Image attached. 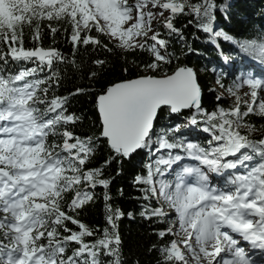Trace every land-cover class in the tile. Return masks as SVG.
I'll list each match as a JSON object with an SVG mask.
<instances>
[{
  "label": "snow or ice",
  "instance_id": "6c2138e0",
  "mask_svg": "<svg viewBox=\"0 0 264 264\" xmlns=\"http://www.w3.org/2000/svg\"><path fill=\"white\" fill-rule=\"evenodd\" d=\"M216 10L215 0H0V45L6 49L0 51V264H124L117 225L124 213L107 203L112 199L107 192L106 227L93 229L77 218L79 210L94 201L91 190L108 189L111 183L102 168L89 167L100 138L112 153L105 165L142 149L157 157L134 183L144 186L146 200L160 205L142 216L149 220L175 216L172 226L158 232L162 241L182 237L159 249L164 264H251L241 240L264 250V137L251 139L249 134L257 129L246 122L252 115L264 118V79L236 83L228 89L235 97L234 106L211 112L202 108V90L191 67L114 83L97 96L101 130L94 139L67 127L80 121L68 112L69 97L50 95V88L61 84L58 65L66 62L64 55L57 48L24 46L25 27L39 43L44 21L53 36L61 29L52 22L63 21L69 25L74 49L112 51V43L125 52L147 51L152 59L145 67L159 72L171 61L168 41L155 23L179 35L175 19L190 15L189 24L195 21L213 38L236 42L212 27ZM239 47L264 64V38L244 40ZM9 61L36 66L6 74L4 65ZM93 63L103 67L106 61ZM45 70L46 79H28ZM243 85L249 88L244 96L250 99L237 94ZM82 92L76 89L70 95ZM164 108L170 114L194 110L192 125L202 117L208 147L167 132L157 136L155 122ZM57 135L60 142L50 143L49 138ZM165 150L166 157L157 156ZM254 157L259 160L250 166ZM186 158L197 164L183 163ZM241 166L248 171L235 175L230 189L209 183L207 172L223 174ZM166 175L173 179H157Z\"/></svg>",
  "mask_w": 264,
  "mask_h": 264
},
{
  "label": "trees",
  "instance_id": "16d2710c",
  "mask_svg": "<svg viewBox=\"0 0 264 264\" xmlns=\"http://www.w3.org/2000/svg\"><path fill=\"white\" fill-rule=\"evenodd\" d=\"M196 2L198 0H192L190 3ZM215 3L218 10L214 13L215 20L212 27L216 31H223L231 35L236 42L213 38L211 34L203 32L195 21L189 24V20H192L190 15H180L175 19V27L181 30L179 35L169 34L166 28L159 31L161 37L168 41L166 54L171 61L169 64L162 65L160 72L169 74L183 65L192 69L197 68V81L202 90V108L207 111L210 109L214 111L216 107L220 106L227 108L221 93L215 89L214 82L218 84V89L227 91L232 88L235 76L244 70L261 76L257 68L240 66V57L250 60H254V58L240 49L239 42L264 38V0H215ZM47 24V21L43 22L39 43L32 40V30L25 27L24 46L25 48L37 46L57 48L64 55L66 62L58 65L61 84L59 87L50 88V95L69 97L68 112L80 117V121L75 126L69 125L67 127L81 137L91 136L96 139L100 136L101 130L96 110L97 96L102 94L109 85L143 76L144 69H147L145 65L152 59L151 54L147 51L125 52L112 43H109L112 51L103 48L94 50L91 46L87 48L82 46L76 50L69 40L70 29L68 24L63 21L52 22L53 27L61 29L55 36L49 32L46 27ZM92 34L98 35L95 32ZM101 38L105 40V43H108L106 38ZM5 50L4 46L0 45V51ZM97 59L106 61L105 65L103 67L95 65L93 61ZM225 59L234 61L237 67L236 72L226 75L222 72V61ZM35 66L31 62L11 61L8 65H4L6 74H15L19 70ZM215 68L218 70L216 75L212 73ZM91 72H97L98 75L90 77ZM47 76V70L38 71L34 77L28 79L43 80ZM45 86L41 85V87ZM76 89H83L84 92L79 95H70ZM218 96L221 97L220 100H217ZM192 111L183 110L179 114H170L168 109L164 108L158 114L155 124L156 135H163L167 132L170 137L174 136L180 139V136L184 134L183 131L169 132V130L176 127L177 124H181L178 122L179 120H189ZM246 122L256 129L264 131V118L252 115L250 118H246ZM197 126L194 127L195 130H197ZM58 131L60 130L58 129ZM198 137L195 135L194 139H197L201 146H208L207 142L203 143ZM49 142L59 143V135L50 137ZM106 143L102 138L97 140V150L89 167L102 168L104 178L109 179L111 183L108 189L98 186L91 190L95 199L79 210L77 218L93 229L99 227L102 230L106 227L104 194L107 192L112 198L107 203L124 213L117 221L124 264H164V258L159 249L176 237L168 236L162 241L158 232L172 226L175 222V216L170 213L169 217L151 220L142 216L143 211L148 210L150 212L153 207L160 205L152 199L146 200L144 198L146 193L142 191L144 186L134 183V178L137 175L145 174L146 166L153 163L157 157H154L148 149H142L133 154L131 158L113 159L110 164L105 165V160L112 158V153ZM181 154L183 155V153ZM159 155L166 157V150L157 154V156ZM183 163H187L186 160ZM249 164L251 166V162ZM157 179L171 180L173 177L166 175L165 177H157ZM165 211L170 212L167 207H165ZM68 226L73 230H78L75 225L69 224ZM72 247L75 246L70 245V248Z\"/></svg>",
  "mask_w": 264,
  "mask_h": 264
},
{
  "label": "rangeland",
  "instance_id": "374dc122",
  "mask_svg": "<svg viewBox=\"0 0 264 264\" xmlns=\"http://www.w3.org/2000/svg\"><path fill=\"white\" fill-rule=\"evenodd\" d=\"M192 0H190L191 2ZM167 15V13H166ZM155 29L157 31H160L162 29H164L160 23H155ZM233 62V63H232ZM240 66L241 67H244L243 65L247 66V68L249 67H252L254 69H258L259 72L261 73V76L254 74V73H251L250 71H247V70H244V72H241L239 75H236L234 78V81H233V86L232 88L234 87V85L236 83H240L243 79H247V78H258V79H264L262 78V76L264 75V64L260 63L258 60L256 59H246V58H241L240 57ZM237 67H236V64H234V61L231 59V60H223L222 61V66H221V70L222 72H224V74L226 75L227 73H231V72H236L237 70ZM195 72L197 70V68H194L193 69ZM218 70L217 68H215V70L213 69L212 70V73L213 74H217ZM171 73V72H170ZM169 73V74H170ZM164 75L165 73L163 72H150L148 69H144L143 71V76L144 75ZM263 74V75H262ZM218 82V81H217ZM214 86H215V89L221 93L222 97H223V101H224V104H226L227 108L225 109H228V108H231L234 106L235 104V97L232 96L228 90L227 91H222L221 89H218V84L217 83H213ZM249 88L246 86V85H243L239 90H238V95H240L243 99H250V97H247V96H244L245 93L249 92ZM262 97H264V93L261 94ZM222 107V106H220ZM218 107L215 108V110H217ZM243 108V106H242ZM204 109V108H203ZM205 110V109H204ZM207 111V110H205ZM207 112H211V109L208 110ZM194 113V110L192 111V113L190 114V117L193 115ZM198 120L200 121V123H198L197 125V130L194 129V127L196 125H192L190 124V119L189 120H179L178 122H181V124H177L176 127L172 128V129H176L178 128V132L183 131L182 133H184L182 136H180V139H184L186 141H190V142H194V143H198V140L197 139H194V136H199L198 139L199 140H202L203 143L207 142L208 139H209V134L208 133H205L204 131H202L203 127L205 126V124L203 123V119L202 117H197ZM242 133L244 134H249L248 133V130L247 128H242L241 129ZM250 135V138L253 139V140H258L262 137H264V131L262 130H258L255 131V132H252L249 134ZM200 144V143H198ZM208 147V146H206ZM228 159H235L234 157H228ZM187 163L185 164H188V165H194V164H197V162L195 161H192L191 159H188L186 158L185 159ZM259 160V157H254V160L251 162V165L255 164L256 161ZM205 171H207L205 169ZM248 171V169L244 168L243 166L241 167H238L237 169L235 170H227L225 171L223 174H217V173H213V172H207V175L209 176V183L212 185V186H215L217 188H220V189H230L232 186L231 184L229 183V181L235 176V175H239V174H246V172ZM222 178V179H221ZM222 183V184H221ZM177 231H179L178 227H177ZM177 240H180L182 239V237H179V236H175ZM224 255H227V254H224L222 253V256Z\"/></svg>",
  "mask_w": 264,
  "mask_h": 264
},
{
  "label": "bare ground",
  "instance_id": "6f19581e",
  "mask_svg": "<svg viewBox=\"0 0 264 264\" xmlns=\"http://www.w3.org/2000/svg\"><path fill=\"white\" fill-rule=\"evenodd\" d=\"M241 245L243 247H245L246 252L250 256V258H251V264H264V250H259V251H256V252H250L249 251L250 250V245L247 242L245 244H243L241 242Z\"/></svg>",
  "mask_w": 264,
  "mask_h": 264
},
{
  "label": "water",
  "instance_id": "95a60500",
  "mask_svg": "<svg viewBox=\"0 0 264 264\" xmlns=\"http://www.w3.org/2000/svg\"><path fill=\"white\" fill-rule=\"evenodd\" d=\"M182 67V66H181ZM183 67H186V66H184L183 65ZM131 79H133V78H131ZM119 82H121V81H119ZM119 82H117V83H119ZM110 86V85H109ZM96 110H97V105H96ZM97 112H98V110H97ZM98 116H99V113H98ZM98 120H99V122H100V116L98 117ZM157 121V120H156ZM155 124H156V122H155ZM106 145H107V143H106Z\"/></svg>",
  "mask_w": 264,
  "mask_h": 264
}]
</instances>
